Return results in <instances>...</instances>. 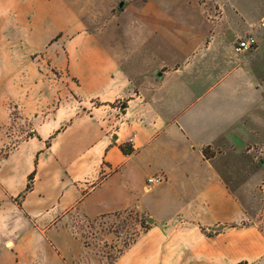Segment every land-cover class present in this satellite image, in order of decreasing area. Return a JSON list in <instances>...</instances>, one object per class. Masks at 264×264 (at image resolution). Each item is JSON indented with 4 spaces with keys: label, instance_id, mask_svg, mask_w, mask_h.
<instances>
[{
    "label": "crops",
    "instance_id": "crops-1",
    "mask_svg": "<svg viewBox=\"0 0 264 264\" xmlns=\"http://www.w3.org/2000/svg\"><path fill=\"white\" fill-rule=\"evenodd\" d=\"M81 1L54 0L67 21L48 51L77 103L98 105L64 119L56 106L3 159L0 264H76L72 218L125 209L151 222L108 264H264L263 220L233 180L244 146L264 145V0ZM247 36L255 48L236 52Z\"/></svg>",
    "mask_w": 264,
    "mask_h": 264
},
{
    "label": "rangeland",
    "instance_id": "rangeland-1",
    "mask_svg": "<svg viewBox=\"0 0 264 264\" xmlns=\"http://www.w3.org/2000/svg\"><path fill=\"white\" fill-rule=\"evenodd\" d=\"M48 1L51 2L0 0V164L9 153L36 135V124L56 106H62L61 117L64 119L98 105L93 99L86 105L77 103L82 100L76 82L67 76L66 68L57 67L59 62H54L53 54L48 51L57 35H61L56 33L64 24L61 21H67V17L53 14L60 9L58 3ZM67 1L76 4L78 10L91 7L90 1ZM78 19L92 20L90 26L97 27L105 17L82 15ZM56 130L45 140L48 144ZM241 154L244 155L233 177L234 186L245 188V192H237V195L253 219L263 220L261 226L264 228V145H246ZM37 156L32 157L33 169ZM18 199L15 198L17 202ZM138 216L150 223L138 209L120 210L118 214L110 213L95 219L73 217L74 224L70 228L83 246L76 264L112 263L140 231L139 221L135 220ZM245 222L248 221L241 224Z\"/></svg>",
    "mask_w": 264,
    "mask_h": 264
},
{
    "label": "trees",
    "instance_id": "trees-1",
    "mask_svg": "<svg viewBox=\"0 0 264 264\" xmlns=\"http://www.w3.org/2000/svg\"><path fill=\"white\" fill-rule=\"evenodd\" d=\"M59 35L60 34H58L57 36H59ZM46 146H48V142H46ZM118 147L125 154H130L133 151V147H132L130 142L119 143ZM202 152H203L204 156H206V157H208L210 155V151H209L208 147H204L202 149ZM34 175H35V168L32 169L31 172L27 175V183H26V186H25L23 192H21L19 194L20 197L23 196L24 192H26L27 190L30 189L31 182L34 178ZM122 211H125V210H122ZM118 213H120V211L114 212V214H118ZM105 215H107V214H104L102 216H105ZM137 218L135 220L139 221V222L138 221L137 222H138V225L140 226V231L138 230L136 232L135 237L132 239V241H134L136 239V237H138L142 232L146 231L149 228V224H147L144 219H142L140 217L138 219ZM232 226H236V224H232ZM235 264H249V263L247 261L242 260V261L236 262Z\"/></svg>",
    "mask_w": 264,
    "mask_h": 264
},
{
    "label": "built area",
    "instance_id": "built-area-1",
    "mask_svg": "<svg viewBox=\"0 0 264 264\" xmlns=\"http://www.w3.org/2000/svg\"><path fill=\"white\" fill-rule=\"evenodd\" d=\"M256 46V41L252 36H247L245 38H240L236 41L234 45V50L236 52H240L243 50H251L254 49ZM164 179V176L158 175V176H152L147 179L149 183H159Z\"/></svg>",
    "mask_w": 264,
    "mask_h": 264
},
{
    "label": "water",
    "instance_id": "water-1",
    "mask_svg": "<svg viewBox=\"0 0 264 264\" xmlns=\"http://www.w3.org/2000/svg\"><path fill=\"white\" fill-rule=\"evenodd\" d=\"M149 222H151V219L150 218H148L147 219ZM222 226L221 225H218V226H216V228L218 229V228H221Z\"/></svg>",
    "mask_w": 264,
    "mask_h": 264
}]
</instances>
